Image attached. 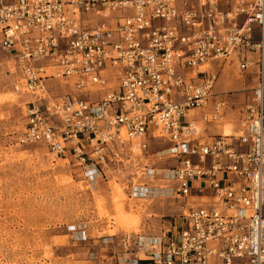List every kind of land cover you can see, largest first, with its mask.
Segmentation results:
<instances>
[{"label": "built area", "instance_id": "built-area-1", "mask_svg": "<svg viewBox=\"0 0 264 264\" xmlns=\"http://www.w3.org/2000/svg\"><path fill=\"white\" fill-rule=\"evenodd\" d=\"M0 49L31 94L18 144L98 178L118 151L147 153L149 136L172 143L177 165L144 167L166 183L131 195L181 200L178 225L138 235L143 257L119 263L264 264V0H0ZM43 58L54 62L36 64ZM234 59L241 71L256 67L243 127L205 141L191 111L223 118L228 102L210 104L212 65ZM62 78H76L73 90L52 95L47 80ZM93 85L97 96L82 97ZM195 180L206 182L197 194L212 192L209 204H188Z\"/></svg>", "mask_w": 264, "mask_h": 264}, {"label": "rangeland", "instance_id": "rangeland-1", "mask_svg": "<svg viewBox=\"0 0 264 264\" xmlns=\"http://www.w3.org/2000/svg\"><path fill=\"white\" fill-rule=\"evenodd\" d=\"M52 62L53 58H43L36 64ZM214 69L218 70L215 88L227 96L215 91L210 104L219 98L230 100V109L207 128L223 133L227 125L238 134L254 72H241L235 59L219 67L214 64ZM75 81L50 79L47 89L59 95L72 91ZM97 88L93 85L82 97L94 99ZM30 99L21 86L14 55L0 49V264H121L122 257H143L141 252L134 254L135 238L157 234L177 209L172 198L134 197L132 187L162 184L161 179L145 177L144 167L176 165L175 156L152 154L172 143L149 136L147 153L122 149L115 162L104 166L101 177H88L71 162L53 158L40 144L17 143ZM196 123L200 129L202 122Z\"/></svg>", "mask_w": 264, "mask_h": 264}, {"label": "crops", "instance_id": "crops-1", "mask_svg": "<svg viewBox=\"0 0 264 264\" xmlns=\"http://www.w3.org/2000/svg\"><path fill=\"white\" fill-rule=\"evenodd\" d=\"M223 62L224 61H218V60H216V61L213 62V65L212 66L214 67V64H216L218 66H221V64ZM251 70H254V71H251ZM244 71H248L249 74L252 73V72H254V78H255V82H256V77H255L256 67H255V65L252 64L251 66H249ZM241 72H243V71H241ZM217 79H218V77H217ZM216 84H217V80H216V83H215V87H216ZM254 85H255V83L253 84V86ZM253 86H251L250 89H252ZM215 91H217V88H215ZM217 92H219V91H217ZM222 93H224L225 96H227L226 91H222ZM250 97H251V93L247 97V100L248 101H249ZM229 107H230V100H229V102L227 104V108L225 109V112H224L223 117H225L228 109H230ZM198 110H199V112H197V113H195L194 111L191 112V113L194 115L192 118L196 122H202V123H199L200 124V133H199V136L203 140L208 141V140L212 139L214 136H216L217 134H222L221 132H219L220 129L219 128H216V127H213L211 130L210 129L208 130V128H207L208 124H212V123L211 122L209 123V122L203 121L202 118L200 117L201 110L200 109H198ZM242 127H243V123L241 125V129H242ZM223 128L226 129V128H230V127L226 125ZM241 129H239V131H241ZM233 134H235V133H231V134H228V135H233ZM230 139L231 138L228 137L227 140H230ZM233 139L235 140V138H233ZM170 148L171 147H168V148L163 149V150H165V152L169 155V153H171V151H172V150H170ZM238 148H241V147H238ZM163 168H166V167H163ZM162 181H163L162 184L161 185H158V186H162V185H164L166 183L164 180H162ZM191 184H192V187H194V188L192 189V196L187 199L188 204H191V205L209 204L213 200V197H212V194H211L212 192L209 189H205L202 194H197V192L195 190V187L198 186V185H205L206 186V182L204 180H195ZM147 185L149 186L151 184H147ZM142 199H144V198H142ZM180 201L181 200H179V199H173V202L176 205L177 213L175 215H172L173 218L169 222L170 224L168 226H166L165 224H163L162 227H161V229H159V232L157 234H155V235H148V236L166 235L169 232V230H174L177 227L178 222H179V218H178L179 208H178V205H179ZM145 235H147V234H145ZM134 254H138V252H134ZM128 257H137V255L136 256L135 255L134 256H128Z\"/></svg>", "mask_w": 264, "mask_h": 264}, {"label": "bare ground", "instance_id": "bare-ground-1", "mask_svg": "<svg viewBox=\"0 0 264 264\" xmlns=\"http://www.w3.org/2000/svg\"><path fill=\"white\" fill-rule=\"evenodd\" d=\"M231 128H226L224 131H223V133L222 134H224V135H228V134H231Z\"/></svg>", "mask_w": 264, "mask_h": 264}]
</instances>
